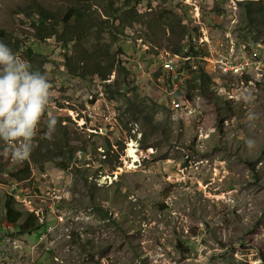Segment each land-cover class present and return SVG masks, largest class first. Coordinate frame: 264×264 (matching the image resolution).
Here are the masks:
<instances>
[{"label": "rangeland", "instance_id": "obj_1", "mask_svg": "<svg viewBox=\"0 0 264 264\" xmlns=\"http://www.w3.org/2000/svg\"><path fill=\"white\" fill-rule=\"evenodd\" d=\"M143 1L139 9L149 3L152 11L144 20L155 28L123 26L126 18L115 10L121 0L113 7L100 0H0V40L33 68L39 66L52 85L35 148L52 139L46 124L53 116L68 132L65 150L71 159L67 170L46 159L20 165L2 155L0 142V264H264V0H239L232 12L229 0ZM242 3L254 7L253 28ZM38 5L60 19L71 5L86 12L80 20L72 12L80 39L69 67L61 43L36 38L31 14ZM104 11L108 23L94 20L106 19ZM170 11L186 25L183 36L166 30ZM199 28L206 33L203 39L210 38L201 46L210 55L195 50L201 45ZM208 29L247 43L222 58L229 65L244 60L245 72L240 77L228 70L203 97L188 80L221 61ZM97 33L101 44L117 41L110 55L128 71L126 98L144 101L141 122L151 113L158 121L167 119L158 132L147 131L143 143L155 147L142 148L141 122L126 127L118 117L124 92L109 99L101 90L102 82L118 79L117 70L91 81L78 76L94 54ZM230 46L234 52L235 43ZM163 51L191 52L175 86L165 85L170 74L158 68ZM224 105L230 107L222 113ZM249 113L256 115L251 125ZM249 138L256 142L252 149L245 143ZM49 157L63 159L60 151ZM9 183H17L15 205L25 212L18 222L33 212L46 230L21 234L4 222Z\"/></svg>", "mask_w": 264, "mask_h": 264}, {"label": "trees", "instance_id": "obj_2", "mask_svg": "<svg viewBox=\"0 0 264 264\" xmlns=\"http://www.w3.org/2000/svg\"><path fill=\"white\" fill-rule=\"evenodd\" d=\"M83 2H88L91 0H81ZM102 2H106L109 7H113V2L117 0H100ZM143 0H121V3L118 8L115 10L117 13L121 14V16L125 17L126 20L123 26H131L133 23L138 24H147L149 28L157 27V25L153 24L152 20L145 21L144 19L150 15L152 11V7L149 6L147 3V7L144 11H140L139 7L143 3ZM243 4V17L246 19L248 24L253 28L252 20L255 17V13L253 12V5L251 3H242ZM147 8H151V10H147ZM68 11L65 14L63 19L57 18V14L51 11H47L44 7L38 5V7L33 11L31 15H35V19L31 20V24L33 28L37 30L36 38L39 40H44L45 38H54L56 42L61 43V46L65 50V58L67 62L64 63L65 66L69 67L70 55L79 48L75 42L80 39V32H77L76 27L72 25L71 20L74 18L72 12L76 13L77 18L83 19L85 13H77L75 9H73L72 5L67 7ZM260 12V9H257ZM106 19H102L100 16L95 18L94 20L100 21L102 23H108L109 14L107 12H103ZM169 19L166 22V30L171 32L172 35L181 34L183 36L187 33L186 25H181V19L178 15L173 12H169ZM179 30V32H178ZM224 34H220L217 36H224ZM3 36V31L0 30V38ZM237 36V35H236ZM162 37V36H161ZM97 45L94 48L93 55L88 56L86 60V65L83 64L81 69V73L78 74L79 77L88 78L89 81L93 80L96 75H104V77L109 76L114 70L118 71V79L114 80L108 84L106 82H102V90L107 94L109 99H112L116 94L120 95L121 90L124 92L122 95L123 100L121 101V105L118 107V117L124 121L125 126L127 127L128 124L134 123L137 124L141 122L140 116L144 112V108L140 109V107L144 104V101H138L136 96L131 99L129 97L126 98V94L130 91V84L128 82V71L125 66L121 65L120 61H117L115 55H110V47L113 44H116L117 41H114L115 38L112 36V43H100L99 33H97ZM152 42H157L156 39H150ZM241 40V39H240ZM242 41V40H241ZM244 42V41H243ZM246 43V42H245ZM175 50V49H173ZM178 52V51H174ZM199 53V50H196ZM109 63H105L104 61H100L102 59H110ZM34 69H39V66H36ZM76 75V74H74ZM158 74H155L157 76ZM121 78V79H120ZM213 81V75L210 74V70L206 71L203 67H201L200 71H197V75L193 78L189 79V86L191 89H199L201 95L203 97H208L209 95V86ZM114 83V84H113ZM120 84V86H119ZM97 90V88H96ZM97 97V93L94 95ZM138 104V105H135ZM230 107V105H224L222 109V113ZM157 113H151L147 117H144L145 120L143 123L141 122V126H144L143 132H141L142 140L141 146L142 148L146 149L148 147H155V145H147L148 143L144 144L143 142L148 137V132L155 133L158 132L161 124L163 122H168L161 120L158 121L155 119ZM129 115V117H128ZM46 116V115H44ZM69 120V119H68ZM57 129L55 132L51 134L52 139L46 140L44 143H41L39 148H34L30 158L28 159L29 162H36L39 159H46L52 160L54 164L59 167L60 169L67 170L71 159L69 158V153L65 150L68 146V132L67 130L61 129V121H57L56 125ZM59 128V129H58ZM169 132L171 133L172 130L169 128ZM111 147L110 142L107 143ZM74 149V148H73ZM81 150V149H80ZM60 151L63 155V159L58 158H51L49 157L51 154ZM109 151V150H108ZM110 151H113L110 148ZM153 158L156 155L152 156ZM161 158H168V156L164 155ZM107 163V161H105ZM29 171V168H26ZM17 178L19 180L24 179L22 176ZM14 191V190H13ZM16 201L14 197L10 194L5 195L4 201V217L3 220L5 223L11 225L13 228L14 226L17 228V232L21 234H26V232L33 231L34 233H38L40 230H46V227L39 222L38 217L35 213L30 212L27 213L24 217V220L19 223V219L24 216L25 212L19 210L16 205ZM17 204V203H16Z\"/></svg>", "mask_w": 264, "mask_h": 264}, {"label": "clouds", "instance_id": "obj_3", "mask_svg": "<svg viewBox=\"0 0 264 264\" xmlns=\"http://www.w3.org/2000/svg\"><path fill=\"white\" fill-rule=\"evenodd\" d=\"M51 88L45 73L0 40V142L4 144L2 155L17 164L27 161L36 146L38 125L52 101ZM245 99L249 103L252 100L251 96ZM255 119V113L248 114L250 125ZM56 125V118L49 116L48 135L55 132ZM245 143L249 149L256 144L251 138Z\"/></svg>", "mask_w": 264, "mask_h": 264}, {"label": "built area", "instance_id": "obj_4", "mask_svg": "<svg viewBox=\"0 0 264 264\" xmlns=\"http://www.w3.org/2000/svg\"><path fill=\"white\" fill-rule=\"evenodd\" d=\"M229 2H230L229 3V9L232 12L233 10H235L237 8V4L239 3V0H236V2H234V0H229ZM198 10H199V7H197L196 11H198ZM208 32L210 34L212 42H214V45H216V48L220 53V55L218 53H216V56L219 55L218 59L221 60L220 63H217V66L215 67L214 70H210V74L213 75V82L215 84H221V82H223V79L226 76V73L229 72L228 70H230V72L234 71V72L238 73L240 77H242V75L245 72V69H244L245 68V66H244L245 61L244 60L241 63H239L238 65H234V64L229 65L228 64L229 62L226 61L224 63L222 58H227L228 56L236 55L242 49V47H245V45L247 43L239 40L238 37L235 34H233L232 32L231 33L234 35V37L236 36L234 41L228 35V32H226L224 36H217L215 34H212L209 29H208ZM204 34H206L204 32V30L200 29L199 36H198V39L196 41H200L201 45H199V46L196 45L195 50H199L200 51L199 53H207L210 55V53L208 51H205L201 47V46L205 45L207 42H210L209 36H205L203 39ZM231 43H235L234 47L236 48V50L234 52H233V49H231V46H230ZM230 49L233 52L232 54H229ZM190 53H182L181 51L173 52V53H167L166 51H163L161 53V56H163V57L161 59L157 60L158 68L161 71L170 74V77L165 79V85L175 86L177 83H180L181 78L184 76L185 72L187 71L186 65L188 64L189 60L191 59ZM225 54H228V56L224 57ZM188 77H189V75H188ZM113 79L109 80V82H111ZM97 87H98V85H97ZM219 87L222 88V86H219ZM98 92L99 91L97 89V93ZM172 105H176L174 100H173ZM16 187H17V183H9L8 184V188L10 189L9 194L12 195L14 198H15V195L12 193V191L15 190Z\"/></svg>", "mask_w": 264, "mask_h": 264}, {"label": "bare ground", "instance_id": "obj_5", "mask_svg": "<svg viewBox=\"0 0 264 264\" xmlns=\"http://www.w3.org/2000/svg\"><path fill=\"white\" fill-rule=\"evenodd\" d=\"M129 154L130 155H132L133 157H135L133 154L136 152V150L135 149H132L131 147L129 148ZM25 163H28V160L27 161H25V162H23L22 164H20V165H24ZM12 176H13V174H11Z\"/></svg>", "mask_w": 264, "mask_h": 264}, {"label": "flooded vegetation", "instance_id": "obj_6", "mask_svg": "<svg viewBox=\"0 0 264 264\" xmlns=\"http://www.w3.org/2000/svg\"><path fill=\"white\" fill-rule=\"evenodd\" d=\"M112 81H113V80H112ZM112 81H111V82H112Z\"/></svg>", "mask_w": 264, "mask_h": 264}, {"label": "water", "instance_id": "obj_7", "mask_svg": "<svg viewBox=\"0 0 264 264\" xmlns=\"http://www.w3.org/2000/svg\"><path fill=\"white\" fill-rule=\"evenodd\" d=\"M205 50H206V48H205Z\"/></svg>", "mask_w": 264, "mask_h": 264}]
</instances>
